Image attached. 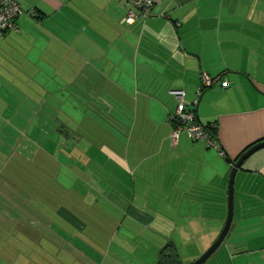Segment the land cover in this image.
Instances as JSON below:
<instances>
[{
	"label": "crops",
	"instance_id": "crops-1",
	"mask_svg": "<svg viewBox=\"0 0 264 264\" xmlns=\"http://www.w3.org/2000/svg\"><path fill=\"white\" fill-rule=\"evenodd\" d=\"M17 1L18 31L0 36V264L207 251L231 163L264 141V0H153L131 25L113 0ZM202 73L230 86L198 97ZM172 90L225 155L186 132L173 142ZM206 264H264V147L236 174L232 227Z\"/></svg>",
	"mask_w": 264,
	"mask_h": 264
},
{
	"label": "built area",
	"instance_id": "built-area-1",
	"mask_svg": "<svg viewBox=\"0 0 264 264\" xmlns=\"http://www.w3.org/2000/svg\"><path fill=\"white\" fill-rule=\"evenodd\" d=\"M118 4H126L128 13L123 19V23L131 25L139 17L149 18L154 8L153 0H113ZM21 7L17 0H0V36L11 31H18L16 23L17 17L21 13ZM31 17H36V11L31 9L28 12ZM221 83L223 87H229L230 83L223 80L222 77L212 78L206 73L201 74V85L198 88V97L205 90L213 88L216 84ZM170 94L178 101V107L175 116L172 120L175 122V127L171 133V138L174 143L177 142L180 134L186 132L193 140H204L209 147H212L221 155H225L224 150L220 146L218 139L211 136L209 130L201 123L195 109H190L185 102V92L183 90H172Z\"/></svg>",
	"mask_w": 264,
	"mask_h": 264
},
{
	"label": "water",
	"instance_id": "water-1",
	"mask_svg": "<svg viewBox=\"0 0 264 264\" xmlns=\"http://www.w3.org/2000/svg\"><path fill=\"white\" fill-rule=\"evenodd\" d=\"M264 147V141L254 145L252 148L248 149L237 162L234 163V167L230 176L229 184V203H228V218L223 231L221 232L218 239L214 244L196 261L190 264H206L208 260L215 254V252L220 248L225 238L227 237L233 223L234 215V181L238 170L241 168L244 161L255 151Z\"/></svg>",
	"mask_w": 264,
	"mask_h": 264
},
{
	"label": "rangeland",
	"instance_id": "rangeland-1",
	"mask_svg": "<svg viewBox=\"0 0 264 264\" xmlns=\"http://www.w3.org/2000/svg\"><path fill=\"white\" fill-rule=\"evenodd\" d=\"M91 116L92 115H89V113H88L87 117H86V114H85L83 117H81V120L82 121H84V120H87V121L90 120L91 121ZM123 119L127 120L128 118L124 117ZM101 124L103 125V122H101ZM120 135H123V134H120ZM52 153H53V151H52ZM121 231L124 232V230H121ZM136 243H137V244H135L136 246L130 245V247H132V251L135 249V247L136 248L138 247V250L142 249L141 241L137 239ZM122 248H125V247H122ZM178 249L180 251L181 261L183 264H190V263L194 262L195 260L199 259L206 251V250H204V246L193 245V244H191V245H187V244L179 245ZM128 252L129 251H127V253ZM123 253H126V252H123ZM142 264H144V261H142Z\"/></svg>",
	"mask_w": 264,
	"mask_h": 264
},
{
	"label": "trees",
	"instance_id": "trees-1",
	"mask_svg": "<svg viewBox=\"0 0 264 264\" xmlns=\"http://www.w3.org/2000/svg\"><path fill=\"white\" fill-rule=\"evenodd\" d=\"M206 126V125H205ZM206 128L209 130L212 137L217 139V130L213 125H207ZM234 161L231 163L234 165ZM158 264H183L180 255L177 252L176 248L172 245H169L160 254V259Z\"/></svg>",
	"mask_w": 264,
	"mask_h": 264
}]
</instances>
